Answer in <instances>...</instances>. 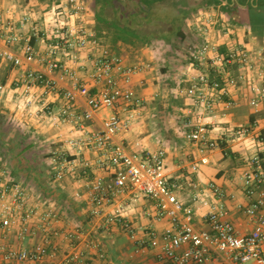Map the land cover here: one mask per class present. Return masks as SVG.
<instances>
[{
    "label": "built area",
    "instance_id": "built-area-1",
    "mask_svg": "<svg viewBox=\"0 0 264 264\" xmlns=\"http://www.w3.org/2000/svg\"><path fill=\"white\" fill-rule=\"evenodd\" d=\"M87 9L84 0H61L50 32L28 12L16 20L0 11V63L5 60L28 66L18 85L28 112L44 117L48 125L73 128L75 135L59 134L66 146L77 154L90 151L97 157L95 161H78L70 158L67 149L52 150L53 180L62 181L68 173L82 171L83 178L78 179L81 185L74 196L87 198L88 213L96 228L115 226L140 246L159 248L160 259L166 264H219L222 255L235 264H264V157L254 155L243 174L244 191L250 200L243 210L256 221L251 233L238 232L223 203L226 193L214 182L200 186L191 180L193 203L186 205L177 195L182 183L167 173L164 149L134 152L119 139L141 116L145 101L132 83L149 65L130 64L122 54L102 45L86 19ZM198 19L200 41L191 45L187 54L194 73L189 85L181 89L192 100L196 113V118L188 122L190 130L186 134L201 153L200 160L192 164L196 174L200 165L209 163L208 152L254 130V123L239 124L227 137H216L212 126L220 123L225 109L234 104L232 89L238 79L230 66L238 63L248 73L256 66L247 49L235 48L227 54L220 51L214 42L213 12L202 11ZM34 37L43 38L44 45L34 43ZM258 75L250 79L254 94L250 103L255 106L264 98V76L261 72ZM4 91L0 84V97ZM52 96L61 100L56 109L50 106ZM93 120L99 122L98 127L89 124ZM98 168L105 174H91ZM141 199L153 201L155 219L169 218L172 228L161 233L150 230L139 238L137 227L125 211L128 203ZM200 206L207 208L203 219L208 229H198L193 223ZM61 220L50 195L37 196L25 189L0 160V264H50L51 260L53 264H111L98 241L89 244L99 252L97 259L88 263L78 250L81 228L62 232ZM57 238L66 243L60 259H56L60 252L54 242Z\"/></svg>",
    "mask_w": 264,
    "mask_h": 264
},
{
    "label": "crops",
    "instance_id": "crops-1",
    "mask_svg": "<svg viewBox=\"0 0 264 264\" xmlns=\"http://www.w3.org/2000/svg\"><path fill=\"white\" fill-rule=\"evenodd\" d=\"M84 1L88 8L86 19L91 28L96 30V14L92 7L94 0ZM60 2L61 0H0V11L16 20L28 12L39 21L42 29L50 32L54 26ZM209 2L211 1L170 0L165 4H156L157 7H154L156 12L154 15L161 19V28L164 30H169V23L175 25V17L180 19L176 25L185 33L183 43L187 41L191 45L200 41L199 14L207 10L213 12L216 19L214 42L220 47V51L227 54L235 48L247 49L256 65L255 71L250 73L238 63L230 66L231 73L238 79L237 86L232 89L234 104L226 109L224 107L226 115L221 118L220 123L212 126L216 137H227L231 129L239 124L254 123V130L248 135L229 139L221 147L208 152L210 161L208 164L200 165L198 174L192 171V164L200 160L201 153L198 145L190 142L186 137L190 130L188 122L196 118V113L192 100L179 92L183 89H179L181 86L189 85V79L194 70L190 66L187 68L179 64L176 58H171L172 56L168 54L161 58L163 68L159 71L155 67L159 62L155 54L156 48H175L176 44L181 46L182 41H179L175 34L163 33L161 37L151 39L147 44L134 45L118 41L116 45H113L109 41L110 38L108 40L105 36H98L102 45L109 46L122 54L128 63L144 62L150 66L138 73L132 83L145 101L140 109V119L128 131L122 132L119 139L134 152L164 149L167 173L171 178L178 177L182 183L183 187L177 190V195L186 205L193 203L194 190L189 184L191 180L199 183L200 186L214 182L222 187L226 193L223 203L229 210V219L238 232L249 234L254 230L256 221L243 210L250 203L244 191L243 174L250 168V159L254 155L259 154L264 157V98L260 99L257 106L250 103L254 98L250 90V79L258 78V72L263 73L264 76V0H220L219 3L212 4ZM174 29L172 33L175 32ZM31 33L30 31L29 34ZM33 41L37 45H44L43 38L34 37ZM15 50L19 51L18 47H15ZM85 52L86 50L82 51V53ZM27 68V65L16 66L5 60L0 63V84L5 87L0 97L1 162L25 189L37 196L50 195L52 203L62 215L59 223L62 232L73 229L75 226L81 228L82 236L78 242V250L85 254L88 263L97 259L99 252L97 248L89 244L98 241L101 244V250L106 254L108 263L166 264L160 259L159 248L140 246L138 241L131 239L127 233L115 226L108 230L96 228L97 223L91 220L88 213L87 198L77 199L74 196V192L81 185L78 179L83 178L82 171L70 172L62 181L53 180V167L50 162L52 150L67 149L70 152V158L78 161L85 158L95 161L97 157L90 151L77 154L74 149L66 146L59 134L62 132L65 137L75 135L77 132L73 128L48 125L44 117L31 115L28 112L22 100L21 88L18 86ZM80 72L85 74L83 71ZM166 85L174 87L170 89L171 94L168 92L172 100L168 105L162 106L158 102L161 96H166L161 91ZM153 100L157 102L154 103ZM60 105L61 100L52 96L51 108L56 109ZM222 108L223 106H220V110H223ZM89 124L96 128L99 122L93 120ZM41 144L48 146V155L43 165L37 161L43 158L38 150L42 147ZM42 166L46 167L43 169ZM92 173L105 174V171L98 168L91 171ZM262 187L264 189V184ZM206 210L205 206H200L193 217V223L198 229H208L203 219ZM125 212L137 227L139 238L145 237L150 230L161 233L172 228L169 218L155 219L156 207L151 200L141 199L137 203H128ZM262 212L264 214V204ZM54 242H57L60 247L56 258L60 259L65 252L66 243L63 238H57ZM17 245L25 246V244ZM218 262L219 264H235L227 255L218 257ZM53 263L54 260H51L50 264ZM245 264H253V262Z\"/></svg>",
    "mask_w": 264,
    "mask_h": 264
},
{
    "label": "trees",
    "instance_id": "trees-1",
    "mask_svg": "<svg viewBox=\"0 0 264 264\" xmlns=\"http://www.w3.org/2000/svg\"><path fill=\"white\" fill-rule=\"evenodd\" d=\"M170 0H94L92 7L96 14V30L99 36L110 38L111 44L118 41L130 44H147L151 39L161 37L163 33L175 34L179 41L185 40V33L176 25L169 23V30L161 27V19L156 17V4ZM209 4L220 0H210ZM175 28V29H174ZM174 29V33H172Z\"/></svg>",
    "mask_w": 264,
    "mask_h": 264
},
{
    "label": "rangeland",
    "instance_id": "rangeland-1",
    "mask_svg": "<svg viewBox=\"0 0 264 264\" xmlns=\"http://www.w3.org/2000/svg\"><path fill=\"white\" fill-rule=\"evenodd\" d=\"M106 42H108V40L106 39ZM186 43V44H185ZM183 43V41L181 42V46H179L178 44H176L177 47L175 48H171V47H162V48H156L155 50V54L158 56L159 58V62H157V65L155 66L157 68V70H161L163 68V60L161 59L163 56L166 57V55L168 54L169 56H172L171 58H176V62H179V64L183 65L184 67H189V62L187 60V54L189 51V48L191 47V44H189L187 41ZM150 67V66H149ZM148 67V68H149ZM152 67V65H151ZM187 67V68H188ZM156 72V70H155ZM176 81V80H175ZM179 86V85H178ZM171 88H174L173 85H166L165 89H162V93H165L166 96H161L160 101L158 102V104L160 105H168L169 101L172 100V96H168V92L171 94ZM179 88V87H178ZM181 88H185V86H181L179 89ZM181 92V90L179 91ZM174 93V92H173ZM176 94V92L174 93ZM174 97V96H173ZM176 97V96H175ZM157 99V98H156ZM153 102H157V100H153ZM140 119V117H139ZM138 119V120H139ZM44 144H41V146ZM48 146H42L41 148H39L38 150L41 152V156L43 158H40V160H37L40 164H42L44 161H46V155H48V150H47ZM43 165V164H42ZM46 166H42V168L44 169Z\"/></svg>",
    "mask_w": 264,
    "mask_h": 264
}]
</instances>
